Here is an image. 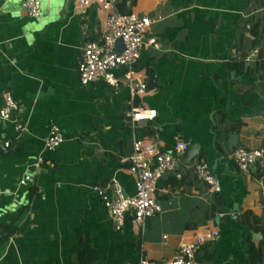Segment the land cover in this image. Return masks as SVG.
<instances>
[{"label":"crops","instance_id":"1","mask_svg":"<svg viewBox=\"0 0 264 264\" xmlns=\"http://www.w3.org/2000/svg\"><path fill=\"white\" fill-rule=\"evenodd\" d=\"M115 1L120 13L155 21L134 68L148 86L135 105L157 118L136 129L126 119V70L114 72L118 87L79 81L83 51L104 35L106 12L43 0L32 19L23 0H0V113L11 93L27 126L20 133L0 119V264H168L209 229L221 239L201 250L198 264H249L263 236L239 218L250 213L264 226V169L242 172L234 154L264 152V0ZM54 127L65 142L48 152ZM134 139L190 149L158 183L162 213L144 223L128 217L116 232L95 188L117 180L136 194L124 162ZM194 147L199 154L187 163ZM201 159L221 183L218 195L194 174Z\"/></svg>","mask_w":264,"mask_h":264},{"label":"built area","instance_id":"2","mask_svg":"<svg viewBox=\"0 0 264 264\" xmlns=\"http://www.w3.org/2000/svg\"><path fill=\"white\" fill-rule=\"evenodd\" d=\"M43 0H23V8L32 19H39L43 14ZM75 4L78 10H88L97 7L108 14L105 24V33L98 41L89 42L84 51L79 66V81L83 86H90L105 82L118 87L119 81L114 72L118 69L126 70V82L131 93L130 108L126 114L128 123L133 128L157 118V111L145 106H136L135 100L148 91L147 83L137 78L134 66L141 57L145 42L151 32L154 19L134 13L122 14L115 0H66ZM124 43V50L118 52V41ZM148 45L159 48L156 39H149ZM3 108L0 119L4 122L13 121L16 131L24 133L27 126L18 118L20 107L11 93H4ZM15 117V118H14ZM65 142L61 131L54 127L45 142L48 152L57 150ZM7 143L4 151L10 148ZM188 144L177 141L170 150H164L155 142L145 139H134L133 153L124 161L129 164V172L136 178V194L127 196L122 185L113 180L105 187H96L105 209L110 213L114 229L121 232L128 217L136 222L144 223L154 219L162 213V207L157 201V186L161 179L167 177L176 169L178 160L187 154ZM235 163L242 172H249L254 168L264 169V152L239 148L234 154ZM43 165L44 159L38 160ZM194 174L198 181L204 183L214 194L221 192V183L213 174L209 164L201 159L194 166ZM30 178L21 181L26 185ZM234 216V219H237ZM221 239L218 229H209L197 233L190 241L182 244L174 258L168 264H198L197 257L201 250L211 246ZM140 264H152L146 259Z\"/></svg>","mask_w":264,"mask_h":264},{"label":"trees","instance_id":"3","mask_svg":"<svg viewBox=\"0 0 264 264\" xmlns=\"http://www.w3.org/2000/svg\"><path fill=\"white\" fill-rule=\"evenodd\" d=\"M217 195H216V198H217ZM239 220L243 224H246V225L248 224V226L255 233L262 234L263 240L260 242H257L256 245H252V248L249 254L250 255L249 264H263L264 263V226L258 219L254 218L250 213H245L241 215Z\"/></svg>","mask_w":264,"mask_h":264},{"label":"water","instance_id":"4","mask_svg":"<svg viewBox=\"0 0 264 264\" xmlns=\"http://www.w3.org/2000/svg\"><path fill=\"white\" fill-rule=\"evenodd\" d=\"M118 52H122L124 50V43L122 40H119L118 43ZM199 154V148L198 147H194L190 153H189V156H188V161L187 163H191L193 161V159L198 156ZM264 264V263H263Z\"/></svg>","mask_w":264,"mask_h":264},{"label":"rangeland","instance_id":"5","mask_svg":"<svg viewBox=\"0 0 264 264\" xmlns=\"http://www.w3.org/2000/svg\"><path fill=\"white\" fill-rule=\"evenodd\" d=\"M42 7H43V1H42Z\"/></svg>","mask_w":264,"mask_h":264}]
</instances>
